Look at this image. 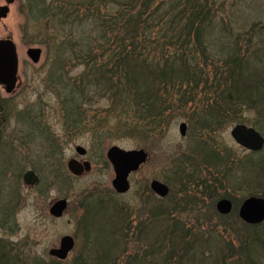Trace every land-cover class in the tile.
Instances as JSON below:
<instances>
[{
	"label": "rangeland",
	"instance_id": "1",
	"mask_svg": "<svg viewBox=\"0 0 264 264\" xmlns=\"http://www.w3.org/2000/svg\"><path fill=\"white\" fill-rule=\"evenodd\" d=\"M40 1L41 4L35 0L34 5L43 14L40 7L47 13V9L50 11L52 6L57 5L63 7L64 13H67L72 11V8L67 6L81 5L84 0ZM30 2L31 0H14L9 5L7 17L0 21V40L9 38L16 46L19 79L17 89L11 95H7L0 88L1 264L3 262L38 264L39 261L44 264L55 263L56 261L48 257L47 252L51 248H56L63 236L72 237L76 246L69 258L61 264H97L93 256L94 250L100 248V243L106 245L104 249H109L114 241L119 244L111 247L115 252L114 255L118 257V263L135 258L136 262L132 260L129 264H264V223L254 229L243 224L236 229L227 228V220L222 218H226L232 212L229 215L218 214L215 205L219 199H209L212 192L204 194L200 192L201 190L195 192L201 195L202 203H198L199 209L195 211L183 212L181 218L186 234L174 235V243L177 247L175 244L170 246L171 236L168 234L167 224L160 222L162 226L158 219H154L155 209L160 207L158 198L154 195L146 196L142 192L144 187L148 188L152 180L167 185L169 189L175 191L173 194L181 192L180 183L183 182V178L180 179V183L176 181L179 178L173 181L174 178L169 172H171V163L176 160L179 162L185 153L181 160L185 162L187 174H193L194 177L199 174L201 179L214 185L212 189L216 190L215 193L223 196L222 199L236 203L238 209L242 201L249 196L260 198L264 196V175L260 173L264 172V148L257 154L247 153L230 137L233 123L217 131L208 132V129L198 125L199 121H194L192 127L190 123L187 124L185 114L171 122L167 128L157 131L159 135L156 134L153 138H139L138 133L134 135L127 133L126 120H124V133L111 131L116 128V120L107 111L109 102L106 99H94L91 106H85L88 113L86 121L97 122L103 127L101 133L96 134V138L86 129L75 133L66 131L63 112L55 93H62L63 87L54 85L52 82L54 79L50 81V77L54 78L53 73L57 71L58 74L62 71L61 77L65 80H73L84 67L80 62H74L73 67L70 68L71 64L67 67L63 60L56 64L54 45L62 40L65 34L68 35L69 29L67 28L68 33H65L62 26L51 21L50 16L36 17L38 14L35 15V9H29ZM210 2H213L211 5L213 11H216L217 18L223 20V24L234 35L240 36L239 41H245L247 34L253 35L254 49L249 48L246 51L242 47L243 55L251 58L254 50L264 48L262 43L264 34L261 33L262 28L259 30V27L264 28V0H210ZM1 5H4V0H0ZM89 27L90 24L87 23L82 28H75V35L81 37L82 31L85 33L82 37L90 35ZM223 37L225 38L224 35ZM28 48L41 50L38 64H32L27 58ZM61 58L64 59V56ZM253 65L256 70L259 67L261 71L256 72L257 74L254 72L256 79L259 84H264V60H255ZM243 111L241 115L244 124L250 127L255 125L254 128L264 138V118L258 117L257 111L247 108ZM182 122L187 124L185 137H181L178 131V126ZM34 123L37 125L34 126ZM28 131H31L33 136L30 143L23 146L20 138ZM47 135L57 139L60 153L51 160V163L64 178L63 180L62 177L59 180L55 177L53 180L48 178V182L41 183L42 186L38 190L26 188L21 180L25 171L32 170L44 180L43 170L50 168L46 161L44 164L45 155L42 153L46 151V146H49V143L46 144L43 140ZM14 139L16 142L13 141ZM205 143L207 149L220 152L223 158L234 162L235 174L232 178L227 176L224 180L222 174L220 176L219 172L224 170V165H204L201 162L203 151L200 150V154L197 155V146L202 148L200 145L205 146ZM78 146L86 150V157L80 158L76 155L75 148ZM111 146L126 151L141 149L149 157L147 163L129 177L130 190L121 196L116 195L111 188L114 175L105 157L106 151ZM188 155L196 159L192 157L190 160ZM69 159L89 161L92 166L91 172L79 178L70 176L66 169ZM249 161L252 167L248 172L246 171L243 178L242 168ZM194 165L197 167L194 168ZM204 168H206L204 171L199 172ZM217 172L219 175L216 174ZM216 178L219 181L223 179V187L214 184ZM241 178L249 187L240 186ZM184 179L186 184L182 185L183 188H194L189 185L192 180ZM232 182L236 185L234 186ZM62 198L67 200L68 210L62 218L53 219L48 214V208L55 200ZM179 198L176 195L160 202L168 204L167 208L170 207V212L174 214ZM89 209L92 211V219L90 215L86 216ZM124 214L128 222H133L127 234V238L133 244H128L127 248H130L126 253H124V240L116 236L124 227ZM216 215L222 218H217ZM137 219L150 224L148 233L141 234L139 241H136L139 232L134 229V221ZM160 242L161 252L154 255L151 253V248ZM170 247L177 248V251L180 249L182 252L185 249L184 257L179 260L170 259L168 253ZM129 255L131 257L126 258Z\"/></svg>",
	"mask_w": 264,
	"mask_h": 264
},
{
	"label": "trees",
	"instance_id": "2",
	"mask_svg": "<svg viewBox=\"0 0 264 264\" xmlns=\"http://www.w3.org/2000/svg\"><path fill=\"white\" fill-rule=\"evenodd\" d=\"M34 1L31 0L29 9H35V15L38 14L36 17L50 16L51 21L62 26L65 33L69 29L68 35L65 34L54 45L56 64L63 60L67 67L71 64L72 68L74 62H80L84 67L73 80L61 77L60 70V73L57 74L56 71L52 74L54 78L50 77V81L54 79V85L63 87L62 93H55L63 112L66 131L75 133L86 129L95 138L96 134L101 133V124L86 121L88 113L85 106H91L94 99H106L109 102L107 111L116 120V128L111 131L124 133L126 120V132L132 135L138 133L139 138L159 135L157 131L167 128L184 114L191 127L194 121H199L198 125L208 129V132L217 131L230 123L244 124L241 114L245 108L257 111L258 117L264 118V84H259L256 79V72L261 71L259 67L256 70L253 65L255 60H264V48L254 50L251 58L243 55L242 47L246 51L254 47L253 35L247 34L245 41H239L240 36L234 35L223 24V20L217 18L210 0H84L81 5H65L72 8L67 13L57 5L52 6L50 11L47 9V13L40 7L43 14L37 10ZM38 2L41 4L40 0ZM87 23L90 24V35L82 37V31L81 37L76 36L74 29L82 28ZM261 28V33L264 34V28L259 27V30ZM65 66L63 68L67 74ZM35 125L37 124L34 123ZM200 146L202 148L197 146V155L203 151L200 159L204 165L222 164L224 170L219 172L220 176L222 174L224 180L227 176L233 177L234 162L223 158L220 152L207 149L206 143L205 146ZM183 154L182 157L185 156ZM187 157L192 160L193 156ZM181 158L179 162L176 160L171 163L172 170L170 168L169 172L173 181L179 178L176 181L180 183L183 178L180 183L183 190L174 194L180 197L175 216L165 202H158L160 207L155 209L154 215L159 223L167 224L168 234L171 236L168 237L170 246L175 244L174 235L186 234L181 218L183 212L195 211L199 209L198 203H202L199 193L183 188L182 185L186 184L184 178L192 180L189 185L201 189L202 194L212 192L209 199L224 198L215 193L216 190L212 189L214 185L201 179L199 174L197 177L188 175ZM250 167L252 165L249 161L242 168V177ZM205 169H200L199 172ZM260 173L264 175L263 171ZM63 178L64 176L62 180ZM223 179L219 181L216 178L214 184L223 187ZM240 186L249 187L242 178ZM233 205V212L226 218L216 215L217 218L226 219L227 228L230 229H236L242 224L236 215V203ZM91 212L89 209L86 216L90 215L92 219ZM134 222V229L139 232L136 241H139L141 234L148 233L150 224L138 219ZM132 223L128 222L124 214V227L116 234L124 240V253L130 248H127L128 244H133L127 238ZM98 241L102 242L100 239ZM160 244L161 242L152 246L151 253L160 254ZM113 245L119 246L116 241L111 243L109 249H104L105 244H99L100 248L94 250L93 255L97 264H129L132 260L136 262L135 258H130L118 263V257L111 248ZM183 252L170 247L169 258L179 260L184 257ZM129 257L131 255L126 258ZM38 264L44 263L39 261Z\"/></svg>",
	"mask_w": 264,
	"mask_h": 264
},
{
	"label": "water",
	"instance_id": "3",
	"mask_svg": "<svg viewBox=\"0 0 264 264\" xmlns=\"http://www.w3.org/2000/svg\"><path fill=\"white\" fill-rule=\"evenodd\" d=\"M5 5L0 6V21L4 20L9 13V5L14 0H4ZM27 58L33 63L38 64L41 57V50L29 48L26 51ZM18 59L16 48L10 39L0 40V84L4 86L5 92L10 94L14 91L17 82ZM180 136L186 134V124L182 123L178 127ZM232 140L241 148L252 153H258L264 146V138L253 128L245 125H235L230 130ZM75 152L84 157L86 150L76 147ZM106 158L112 166L114 178L111 187L117 194H125L129 190L128 177L131 173L139 170L141 165L146 163L148 155L143 150H122L116 146L110 147L106 152ZM67 171L74 177H81L91 170L90 163L71 159L66 163ZM23 183L26 186H34L38 183V178L32 171L23 175ZM150 189L164 198L168 195L169 189L166 185L152 181ZM67 209L65 199L55 201L49 208V214L53 218L62 217ZM216 211L221 215H228L232 210V204L228 200H220L216 203ZM239 218L249 225H259L264 222V199L250 197L246 199L238 209ZM74 247V240L69 236L60 239L59 246L48 251V255L59 261H65Z\"/></svg>",
	"mask_w": 264,
	"mask_h": 264
},
{
	"label": "flooded vegetation",
	"instance_id": "4",
	"mask_svg": "<svg viewBox=\"0 0 264 264\" xmlns=\"http://www.w3.org/2000/svg\"><path fill=\"white\" fill-rule=\"evenodd\" d=\"M17 83H19V80H18V82ZM0 88L3 90V91H5V88L2 86V85H0ZM2 111V105L0 104V112ZM2 121V120H1ZM3 122V121H2ZM1 136V135H0ZM33 136V133L31 132V131H28V132H25L24 133V135L20 138V143L24 146V145H27V144H29L30 143V139H31V137ZM35 136H37L36 134H35ZM2 137V136H1ZM0 137V141L2 140V138ZM43 140H45V142H46V144L47 143H49V146L47 147L46 146V151L44 152H42V153H44V164H45V161H46V164H48L49 166H50V168L49 169H44L43 171H44V174H43V177H44V180L43 179H41L34 171H32V170H27V171H32L34 174H35V176L38 178V183L35 185V186H26L24 183H23V175H24V173L26 172H24L23 173V175H22V178H21V180H22V183H23V185H25L26 186V188H30V189H36V190H38V188H40L41 186H42V184H46L48 181V178H50L51 180H53V178L55 177L56 179H60V177H63V175H61V172L60 171H58V170H56L55 168H54V166L52 165V159L55 157H57L58 155H59V153H60V148L58 147V144H57V139L56 138H53L52 136L51 137H49V135H47V136H45V138L43 139ZM14 142H16L15 141V139L13 140ZM11 147V146H10ZM152 181H156V180H152ZM152 181H150L149 182V185H148V188L147 187H144L143 188V190H142V192H143V194L144 195H149L150 197L152 196V195H154L155 197H157L158 198V202H160L161 200H167L168 198H172V196L174 197V194L173 195H171V193H173V192H175L174 190L172 191L171 189H169V192H168V195L166 196V197H164V198H160V197H158L156 194H154V192L150 189V183L152 182ZM42 183V184H41ZM181 190V189H180ZM183 190V189H182ZM195 190V191H194ZM198 190H201V189H199V188H190V192H197ZM200 192H202V191H200ZM205 192V191H204ZM171 195V196H170Z\"/></svg>",
	"mask_w": 264,
	"mask_h": 264
}]
</instances>
